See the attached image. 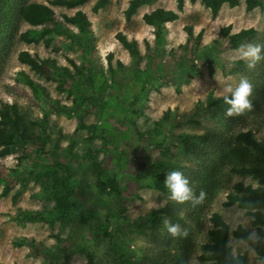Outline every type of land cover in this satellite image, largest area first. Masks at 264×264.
<instances>
[{
  "label": "rangeland",
  "instance_id": "rangeland-1",
  "mask_svg": "<svg viewBox=\"0 0 264 264\" xmlns=\"http://www.w3.org/2000/svg\"><path fill=\"white\" fill-rule=\"evenodd\" d=\"M18 1L0 0V9L2 6L12 8ZM25 1L46 4L48 0ZM95 2L90 0L76 9L85 12L91 22L93 47L89 53L94 54V58L99 57L104 67L106 57L111 53L114 66L117 61H121L126 68L130 67L132 61L116 40V35L121 33L130 41L137 31L143 29L147 35L142 41L139 40L142 52L156 53L158 48L159 58L168 64L172 61L173 51L180 55L183 53L181 46L188 45V41L197 42L195 35L188 38L185 33L191 25H196L198 29L202 27L203 33L198 44L200 48L210 47L205 56L211 61L195 60L185 69H169V77L161 85L157 81L152 82L148 86L146 99L136 104L135 110L140 115H134L131 110L125 115V118L135 121L144 137L146 134L150 136L149 145L145 147L147 144L141 143V149L130 154L127 151L128 155H122L118 164L112 162L113 168L115 164L119 168L115 191L106 190L108 194L90 185V197L97 205L92 204L99 209L88 205L84 207L83 200H79L83 203L78 202L75 208L65 209V195L63 197L62 193L47 191L43 187L55 176L62 180L61 175L42 165L28 167L25 162V159L29 160L27 151L15 150L11 155L0 158L6 176L12 168H24L25 177L24 185L9 179L12 187L6 197L1 196L3 184L0 185V264H52L49 250L54 251L59 244L57 238L64 241L66 246H72L69 256L65 262L60 261L61 264H205L198 258L201 254L200 246L206 242L207 232L211 228L210 217L213 212L221 214L231 231L242 226L252 239H257L256 230L251 226L252 218L244 210L236 206L225 208L222 205L236 183L256 184L249 177L234 174L231 168L245 165L251 160L250 151L237 140L240 133L250 131L256 140L264 144V61L258 63L255 69H249L248 63L236 55V50L228 48L219 32L226 29L230 36L241 29L253 28L256 31L254 38L243 45H264V0L262 8L251 12L245 11L243 0L235 8L224 6L214 19L201 4L193 5L181 24L183 27L180 25L172 31L164 25L157 28L148 24L146 19H167L172 11H178L174 0H165L164 5L156 10L159 14L150 8L144 14L137 13L129 22L125 21L123 15L129 0H112L104 10L94 14L91 9ZM53 9L59 21H62V15L72 16L76 12V9L64 7ZM66 27L77 33L75 28ZM29 28V25L17 21L8 36L0 40V108L2 105H16L27 120L33 121L42 120L43 113L49 111L43 132L48 136L46 152L51 150L54 140L58 138L59 148L65 156L69 136L77 140L73 150L78 156L89 146L95 160L103 161L105 150L111 148L104 141L113 138L112 123L107 120V116L102 118L97 115L98 112L92 111L80 120L77 112L70 117L53 114L49 105L34 95L18 75L20 71L25 72L46 89L52 100L59 101L61 105L80 106L83 103L74 98L78 96L69 93L68 88L54 75L32 71L28 66L20 64L17 57L20 52L27 51L40 61L53 59L57 66L71 69L69 60L79 64L84 58L81 48L75 42L57 35L49 47L41 43H21L19 34ZM187 53L186 56H192L191 50ZM148 62L143 57L140 68L145 69ZM242 78L253 84L254 91L250 97L253 111L240 117H225L228 105L212 102L222 99L226 94L224 89L229 86L235 88ZM136 82L139 83V80L136 79ZM138 88L136 85L133 89ZM120 110L122 108L114 109L112 116L123 117L124 112L122 114ZM159 120H162L160 127L156 125ZM80 123L87 128L77 129ZM33 131L40 134V129L36 127ZM186 135L199 138L196 141H185L182 136ZM158 161L171 165L166 173L183 172L197 195L203 190L206 193L204 203L196 207H192L190 202L177 204L169 199L168 190L163 193L150 186V163ZM141 171L143 173H139ZM18 190L21 194L13 200ZM70 193L67 192L66 197L74 198L73 193L71 196ZM162 208L169 213L160 214L145 226L142 225L146 216ZM19 211L42 212L44 220L20 224L15 219ZM165 217L186 228L187 237H171L162 224ZM95 218L98 226L94 227L103 228L108 225L109 235L99 246L91 243L93 235L89 231V223ZM21 238H26L34 246L41 245L48 252L36 251V248L27 245L16 247L15 243ZM229 245L234 255L247 253L246 264H260L255 252L244 241L231 236Z\"/></svg>",
  "mask_w": 264,
  "mask_h": 264
},
{
  "label": "trees",
  "instance_id": "trees-1",
  "mask_svg": "<svg viewBox=\"0 0 264 264\" xmlns=\"http://www.w3.org/2000/svg\"><path fill=\"white\" fill-rule=\"evenodd\" d=\"M90 0H48L46 4L26 2L19 0L16 6L12 8L2 6L0 9V40L8 36L11 28L15 22H22L30 26L24 32H21L18 39L21 43L26 45L42 44L44 47H49L55 40V36L66 38L69 42H75L77 47L81 48L84 58L79 64L69 60V67L57 66L53 59L38 60L35 56H31L27 51H22L18 54V61L22 65L28 66L32 71L40 74L54 75L57 80L67 87L69 93L77 95L83 104L80 106L67 107L61 105L59 101L52 100L46 89L39 83L33 81L25 72L18 73L21 81L25 84L31 92L42 98L49 110L53 114H64L70 117L74 113L79 114L81 120L86 114L94 111L98 112V116L111 121V130L113 132L112 139H106L104 144L111 148L105 150V157L101 160H95V155L92 149L87 146V150L81 156L75 153L73 146L77 145V140L67 136V146L65 147V156L59 148V139H55L51 150L45 151L48 136L44 135L45 123L47 120V112L43 113V119L40 121L27 120L23 116L16 105L5 106L0 108V158L11 155L15 150L23 151L28 154V167L36 168L38 165L45 166L51 170H55L62 177H53L50 182H46L43 187L47 191H55L54 193H62L65 195V209L72 208L83 203L84 207H94L95 204L90 197V185L97 190L105 192H113L116 189L117 175L119 172L118 162L122 155H128L135 150L141 149V143H145V147L149 145L150 136L140 132L135 121L125 118V115L131 110L134 115L139 116L136 104L143 102L146 99L148 86L152 82L157 81L160 85L163 80L169 77V69L177 67L178 70L185 69L190 63L195 60H204L210 63L205 54L209 52L210 47L204 46L200 48L198 40L202 37V31L195 37L197 42L188 41V45L181 46L183 53L176 55L173 51L171 62H163L159 58V50L156 53L145 52L141 56L138 50V44L135 40L128 41L126 36L121 33L116 35V40L121 44L122 48L126 50L130 56V67L126 68L121 62L117 61L114 66L112 63V54L106 57V67L100 62L99 57L94 58V54H90V48L93 47V40L90 31L91 22L88 16L81 10L76 11L72 16L62 15V21L55 18L53 7H64L66 9L79 8ZM178 11H182L184 0H175ZM199 1L200 4L208 9L212 18H216L223 6L235 8L239 5L241 0H190L191 3ZM245 4V11L251 12L256 8H262V0H243ZM155 0H129L127 8L123 15L126 22L137 13L142 6L152 5ZM111 0H96L91 11L96 14L100 10L105 9ZM155 14H159L158 12ZM177 19V15L170 14L167 19L153 18L146 19L148 24H153L157 28H161L163 22L173 21ZM66 25L71 26L77 30L73 33ZM228 29V28H227ZM226 29L219 32V36L223 38L228 48L237 50L244 42L254 38L256 31L253 28L241 29L239 32L227 35ZM192 32L188 31V38H191ZM87 45V47H86ZM191 45V46H190ZM191 50L192 56H186ZM143 57L150 62L145 69L140 68V63ZM191 57V58H189ZM153 66V68H151ZM129 72V75H128ZM182 74V71L181 73ZM139 80V83L136 82ZM177 80H175L176 82ZM188 82V81H187ZM177 84V83H176ZM138 85V89H133ZM65 88L63 91H65ZM224 102L222 99H216L212 103ZM121 109L124 116L115 118L112 116L114 109ZM99 110V111H98ZM119 112V111H117ZM132 115V114H131ZM161 121L157 122L158 127L161 126ZM34 127L40 129V134H36ZM77 129H85L83 123H80ZM148 138V139H145ZM185 141H196L199 137L196 136H182ZM136 139V140H135ZM135 140V141H134ZM237 140L250 151L251 160L245 165L232 167L231 171L241 177H249L253 181L258 182V186L253 188V185H244L239 182L232 187V192L227 194L226 201L223 207L236 206L244 210L246 215L252 218L251 226L256 230L257 239H252L249 233L242 226H238L231 231L229 225L224 221L221 214L213 212L210 217L211 228L207 232V239L204 244L200 246L201 254L199 261L205 264H246L247 253L234 255L232 248L229 245V239L232 236L235 239L244 241L257 255L260 264H264V144L256 140L250 131L240 133ZM115 146V147H114ZM128 149V150H127ZM63 153V154H62ZM47 154L48 157L46 156ZM62 155V156H61ZM129 157V156H128ZM22 158H20V161ZM112 162L117 164L112 165ZM131 162V161H130ZM244 162V161H243ZM111 164L110 165L108 164ZM148 163V162H147ZM152 182L149 184L153 188L166 193L167 188L164 185L166 171L171 169V165L163 161L150 163ZM172 168H176L172 166ZM24 168L21 170L10 169L9 175L6 176L4 168L0 165V185L3 184L1 192L2 197H6L11 191L9 179L24 185ZM26 170V167H25ZM149 171V169H148ZM139 173H143L142 171ZM57 175V174H55ZM93 179V180H92ZM71 186V187H70ZM70 189V190H66ZM69 191H72L71 193ZM67 192L72 197H66ZM21 191L18 190L13 196V200L19 197ZM110 194V193H108ZM79 200H83L80 202ZM90 202V205L89 203ZM86 203V204H85ZM93 203V204H92ZM82 204V205H83ZM97 205V204H95ZM55 211V210H54ZM47 213V212H46ZM169 213L162 208L158 211H153L150 215L143 219L142 225L145 226L152 218L159 217L160 214ZM99 216H97L98 218ZM97 218L89 223L90 232L92 233L91 243L99 246L109 235L108 225L103 228L97 227ZM15 219L20 224L27 222H39L44 220V214L38 211H19ZM97 225L96 227H94ZM101 226V225H99ZM57 243L54 251L49 250L52 264H61L70 254L72 246H66L65 242L57 238ZM27 245L36 251L46 252V248L41 245L28 243L26 238H21L19 242L15 243L16 247ZM38 248V249H37ZM48 252V251H47ZM56 260V262H54Z\"/></svg>",
  "mask_w": 264,
  "mask_h": 264
},
{
  "label": "clouds",
  "instance_id": "clouds-1",
  "mask_svg": "<svg viewBox=\"0 0 264 264\" xmlns=\"http://www.w3.org/2000/svg\"><path fill=\"white\" fill-rule=\"evenodd\" d=\"M236 55L248 63L249 69H255L258 63L264 61V45L246 44L241 45L236 50ZM253 84L246 78H242L239 84L233 88L231 86L224 89L223 101L228 107L225 117H240L246 112L253 111ZM164 185L168 189L169 199L177 204L191 203L192 207L202 205L206 199V193L201 190L197 195L189 186L190 181L181 171L167 172ZM258 186L253 184V188ZM163 227L171 237H187L188 230L182 228L179 223H172L167 217L162 220Z\"/></svg>",
  "mask_w": 264,
  "mask_h": 264
},
{
  "label": "crops",
  "instance_id": "crops-1",
  "mask_svg": "<svg viewBox=\"0 0 264 264\" xmlns=\"http://www.w3.org/2000/svg\"><path fill=\"white\" fill-rule=\"evenodd\" d=\"M165 0H155V2L152 4V5H149V6H142L141 8H139L138 9V11H137V13H139V14H141V13H145L146 11H148L150 8L152 9V11H156L157 9H159L158 7H162L164 4H163V2H164ZM111 2H112V0H111ZM174 2H175V9L176 10H178L177 9V4H176V1L174 0ZM110 5V4H109ZM193 5H200V2L199 1H196V2H194V3H191L190 2V0H184V6H183V9H182V11L180 12V11H172L173 13L172 14H175V15H177V19H175V20H173V21H165V22H163V25L167 28V29H170L171 31L172 30H174L175 28H177L178 26H180L181 24H182V22H183V20L189 15V14H187L189 11H190V9L192 8V6ZM128 6V5H127ZM224 7V6H223ZM222 7V8H223ZM54 10V9H53ZM104 10V9H103ZM75 11H78L77 9L75 10ZM100 11H102V10H100ZM158 11H156V13H157ZM220 12V11H219ZM85 13V12H84ZM136 13V14H137ZM86 14V13H85ZM136 14L133 16V17H135L136 16ZM219 16V14H217V16L216 17H218ZM132 17V18H133ZM190 17H192V16H190ZM212 17V16H211ZM131 18V19H132ZM166 24V25H165ZM182 27H183V25H181ZM152 30H153V28H151ZM188 31H191L192 32V36H197L201 31H203L202 30V27H199V29H198V27L195 25H191V26H189L188 27V30H186L185 31V33H186V35H187V37H188ZM139 32V33H138ZM203 33V32H202ZM146 35H147V33H146V31L143 29V31L142 30H140V31H137V33H135V35H134V37L131 39V40H135L136 42H137V44H138V50H139V52H140V54H141V56H144L145 55V51H143L142 52V50H141V48H140V41L139 40H141L142 41V39H145L146 38ZM138 37L140 38V39H138ZM130 40V41H131ZM206 44V43H205ZM126 51V50H125ZM127 52V51H126ZM128 53V52H127ZM112 54V53H111ZM129 55V54H128ZM129 59H130V56H129ZM131 60V59H130ZM119 62H121V61H119ZM121 63H123V62H121Z\"/></svg>",
  "mask_w": 264,
  "mask_h": 264
}]
</instances>
